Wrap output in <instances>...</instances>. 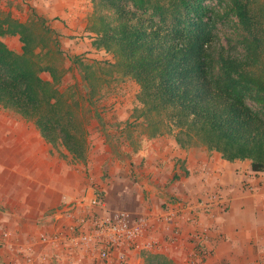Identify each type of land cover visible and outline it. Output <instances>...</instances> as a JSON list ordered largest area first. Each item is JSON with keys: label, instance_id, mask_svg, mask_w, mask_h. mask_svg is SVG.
I'll use <instances>...</instances> for the list:
<instances>
[{"label": "trees", "instance_id": "trees-1", "mask_svg": "<svg viewBox=\"0 0 264 264\" xmlns=\"http://www.w3.org/2000/svg\"><path fill=\"white\" fill-rule=\"evenodd\" d=\"M91 1L93 43L139 85L136 111L153 134H173L180 147L196 140L227 161L248 160L250 171L264 170V5ZM8 34L19 36L20 53L2 41ZM39 42L29 24L0 13V105L35 116L43 137L53 141L50 131L57 130L71 148L68 105L55 85V70L36 59ZM44 70L52 81L42 78Z\"/></svg>", "mask_w": 264, "mask_h": 264}, {"label": "crops", "instance_id": "crops-1", "mask_svg": "<svg viewBox=\"0 0 264 264\" xmlns=\"http://www.w3.org/2000/svg\"><path fill=\"white\" fill-rule=\"evenodd\" d=\"M77 2L36 0L45 16L62 19L75 14ZM7 125L13 134L21 133L10 136L13 142L6 138ZM160 142L150 151L154 175L141 181L143 213L185 204L201 206L209 192L220 190L228 207L225 211L213 207L210 213L200 214L208 253L196 264H247L256 258L264 262V170L252 172L248 160L227 161L205 146L182 148L171 138ZM51 148L34 127L9 125L0 113V264H78L63 247L39 239L63 222L65 202L87 195L81 194L79 175H72L75 182L64 184L65 166L52 156ZM173 172L177 177L172 180ZM159 228L160 224L157 234L161 236ZM191 228L183 223L179 243L159 252L178 254V260L189 264L185 255L193 248L187 239ZM2 229L7 236L2 237ZM142 252H131L128 264H141Z\"/></svg>", "mask_w": 264, "mask_h": 264}, {"label": "rangeland", "instance_id": "rangeland-1", "mask_svg": "<svg viewBox=\"0 0 264 264\" xmlns=\"http://www.w3.org/2000/svg\"><path fill=\"white\" fill-rule=\"evenodd\" d=\"M255 2L264 5V0ZM0 13L29 24L40 39L35 48L36 59L41 66L50 65L56 72L55 85L68 105L64 107L67 112L64 122L72 138L71 148L59 139L57 130L50 131L55 140L43 137L35 116H23L1 105L0 113L6 115L9 125L21 123L23 127H34L51 145L52 156L65 166L64 184L75 182L72 175H79L81 194L94 191L110 211L143 213L145 197L141 181L155 172L151 168L150 151L160 145V140L174 136L152 133L153 128L136 111L139 85L118 68L110 52L93 43L96 35L92 30L95 21L92 1L78 0L75 14L64 19L58 15L45 16L36 0H0ZM1 39L11 50L21 52L18 35L8 34ZM40 75L52 81L48 71H41ZM5 134L8 139L12 137L10 126ZM202 146L195 140L187 147ZM243 255L246 256L245 251ZM177 256L169 252L139 254L141 264H187ZM247 264L264 262L256 258L254 263Z\"/></svg>", "mask_w": 264, "mask_h": 264}, {"label": "built area", "instance_id": "built-area-1", "mask_svg": "<svg viewBox=\"0 0 264 264\" xmlns=\"http://www.w3.org/2000/svg\"><path fill=\"white\" fill-rule=\"evenodd\" d=\"M213 207L223 211L228 207L220 190L209 192L201 206H169L159 213L132 215L108 210L103 200L91 191L82 198L65 202L63 222L51 234H43L39 239L63 247L66 255L78 264H128L131 252H167L164 249L176 246L185 223L192 227L187 239L193 244L185 259L189 264H196L208 253L204 245L206 228L200 224V214L210 213ZM159 224L161 236L157 234ZM1 235L7 236V230L2 229Z\"/></svg>", "mask_w": 264, "mask_h": 264}]
</instances>
